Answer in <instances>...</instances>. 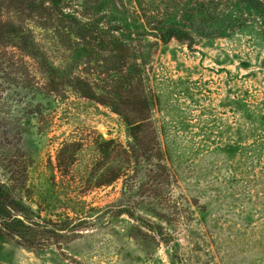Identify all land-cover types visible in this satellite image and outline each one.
<instances>
[{
  "label": "rangeland",
  "instance_id": "rangeland-1",
  "mask_svg": "<svg viewBox=\"0 0 264 264\" xmlns=\"http://www.w3.org/2000/svg\"><path fill=\"white\" fill-rule=\"evenodd\" d=\"M187 1L160 0L161 10L181 12ZM240 5L223 33L145 49L171 174L163 183L141 160L129 177L99 185L104 169L89 166L91 150L67 174L59 169L57 151L76 130L134 143L110 105L0 91V179L25 172L26 204L70 230L46 247L0 236V264H264V0Z\"/></svg>",
  "mask_w": 264,
  "mask_h": 264
},
{
  "label": "trees",
  "instance_id": "trees-1",
  "mask_svg": "<svg viewBox=\"0 0 264 264\" xmlns=\"http://www.w3.org/2000/svg\"><path fill=\"white\" fill-rule=\"evenodd\" d=\"M243 2L194 0L181 12H162L160 0H0V91L62 99L73 94L110 105L129 125L134 143L76 130L57 151L59 169L67 174L79 152L91 150L89 166L104 169L99 185L129 177L141 160L151 182L163 183L171 174L152 120L145 49L172 39L192 42L194 32L223 33L237 21ZM229 5L236 6L233 15ZM223 16L230 19L224 26L217 24ZM26 176L0 179V236L28 246L57 244L69 226L26 204Z\"/></svg>",
  "mask_w": 264,
  "mask_h": 264
}]
</instances>
